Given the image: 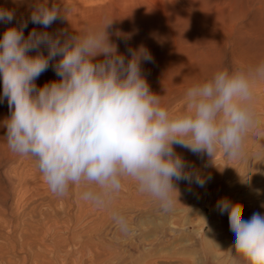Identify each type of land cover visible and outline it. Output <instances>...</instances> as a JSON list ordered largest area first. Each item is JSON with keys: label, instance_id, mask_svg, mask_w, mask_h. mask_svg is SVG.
Wrapping results in <instances>:
<instances>
[{"label": "clouds", "instance_id": "obj_1", "mask_svg": "<svg viewBox=\"0 0 264 264\" xmlns=\"http://www.w3.org/2000/svg\"><path fill=\"white\" fill-rule=\"evenodd\" d=\"M14 18V9L0 8V22L11 24ZM62 18L54 4L36 0L30 5L29 20L43 29ZM111 23L83 35L34 28L25 36L27 20L6 28L0 38V100L6 98L10 111L4 122L7 146L33 158L59 197L79 186L83 201L106 208L131 180L169 212L178 193L174 181L206 183L175 146L211 159L218 152L228 158L241 155L254 122L253 82L264 80V61L248 69L218 70L193 84L185 92V110L172 113L142 70V62H153L149 50L129 48L126 58L110 40ZM53 61L60 79L37 87L36 79ZM243 181L250 184L251 177ZM245 208L227 198L217 202L220 213H228L237 264H264V215L253 213L246 220ZM111 219L121 233L131 234L120 211L114 209Z\"/></svg>", "mask_w": 264, "mask_h": 264}, {"label": "rangeland", "instance_id": "obj_2", "mask_svg": "<svg viewBox=\"0 0 264 264\" xmlns=\"http://www.w3.org/2000/svg\"><path fill=\"white\" fill-rule=\"evenodd\" d=\"M82 1L79 12L83 16L78 17L83 23L77 24L82 29L72 26L68 35H83L112 22L107 27L110 40L126 58L129 48H147L154 59L142 62V70L151 90L161 96L162 105L172 113L185 110L188 87L209 79L216 71L248 69L264 61V7L253 5V0ZM222 2H226L229 14L225 13L230 15L229 20L234 16L239 17V21L231 20L228 27L222 17L223 25L219 24L221 22L217 23L219 26L206 23L209 27H200L203 30L197 27L199 20H212L209 12L213 10L214 15L217 4ZM126 4V8L130 7L128 10L124 8ZM217 26L224 27L225 30L221 29L223 35L233 34L234 38L225 37V42ZM201 33L210 34L207 38L204 35L208 40L203 49L207 58L200 62L190 61L185 51L191 52L194 37ZM51 63L48 72L40 75L43 78L36 79V85L52 81L54 77L59 79L53 74ZM253 93L250 107L254 122L245 136L239 157L228 158L218 152L211 159L206 153L198 156L175 146L176 152L195 167L206 183L199 187L195 183L174 181L178 193L174 194V207L169 212H163L153 198L140 193L131 180L124 182L112 206L106 208L83 201L79 186L70 188L63 197L53 194L33 158L19 155L6 160L3 147L8 146L4 127L0 151V264H200L198 251L201 246L208 250L212 264L225 263L226 256V264H230L234 239L230 237L228 213L221 214L217 202L227 198L243 203L246 220L253 212L257 213L255 206L264 202V194H261L264 193V80L253 82ZM6 107L2 108L5 120L10 114ZM247 175L251 177L250 184L243 181ZM218 185L221 189L213 194V188ZM256 190H260L261 195H257ZM114 209L126 216L131 234L119 231L111 219Z\"/></svg>", "mask_w": 264, "mask_h": 264}, {"label": "bare ground", "instance_id": "obj_3", "mask_svg": "<svg viewBox=\"0 0 264 264\" xmlns=\"http://www.w3.org/2000/svg\"><path fill=\"white\" fill-rule=\"evenodd\" d=\"M81 1L82 0H37V3H43V4H45V5H49V6H51V4H54V5H56L57 7H59L60 8V11H61V14L65 17V19H57L49 28H47V29H43V26L42 25H36V24H33L30 20H29V16H30V5H32L33 3H35L36 2V0H0V8H7V9H14L15 10V18L13 19V21L11 22V24H5V23H3V22H0V38H2V36H3V33H4V31L6 30V28H8V27H11V26H16V27H19L20 26V22L21 21H23V20H27L28 21V24H27V27L24 29V34H25V36H27L28 35V33L32 30V29H36L37 31H44V30H46V31H48L49 33H52V34H57L60 30H65L66 31V34L68 35V32L69 31H71V28H72V26H77V24H78V26H79V23H83L82 22V20L78 17V16H80L81 17V15L82 14H80V8L82 7V4H81ZM126 1V0H125ZM129 1H131V0H129ZM135 1V0H134ZM153 1V0H152ZM90 2V1H89ZM93 2V1H92ZM114 2H116L115 0H114ZM139 2V1H138ZM82 3H83V1H82ZM85 3V2H84ZM125 3H127V2H125ZM133 3V2H132ZM141 3H142V1H141ZM218 3V2H217ZM99 4V3H98ZM216 4V3H215ZM220 4H222V5H220ZM226 2H222V3H219V4H217L218 6H217V8H216V11L214 12V15H213V10L212 9H215V8H212L211 10H212V13L211 12H209V14L208 15H210V14H212L211 16V18H212V20L211 19H209L208 18V20L205 18L203 21L204 22H201L202 20H199L198 21V24H197V27H202L203 26V28H205V27H209V25L210 24H212V25H216L218 22H221L220 21V19L223 17V18H225L226 19V21L227 20H229V18H230V15H227L225 12L227 11L228 12V9L226 10ZM252 4L253 5H255V4H259V5H261L262 7H264V0H253L252 1ZM128 4H126L125 6H124V8H126V6H127ZM141 6H143L142 4H141ZM184 7V6H183ZM214 7V6H213ZM259 7V6H258ZM128 9L130 8V7H127ZM126 8V10H128ZM235 8V7H234ZM237 9V8H236ZM260 10V9H259ZM98 11V10H97ZM124 11V10H123ZM262 11H264V10H262ZM184 13V12H183ZM80 14V15H79ZM84 14V17H86L85 16V13H83ZM94 14V13H93ZM93 14H92V16H93ZM228 14H229V12H228ZM245 14V13H244ZM183 15V14H182ZM188 15V14H187ZM260 15V14H259ZM83 16V15H82ZM94 16H95V14H94ZM180 16V15H179ZM178 16V18H180ZM205 16V15H204ZM96 17V16H95ZM183 17V16H182ZM187 17V16H186ZM208 17H210V16H208ZM256 17V16H255ZM88 18V17H87ZM189 18H190V16H189ZM192 18H193V16H192ZM257 18V17H256ZM93 19V18H92ZM92 19H91V21H92ZM200 19V18H199ZM202 19V18H201ZM85 20V19H84ZM89 20V19H88ZM87 20V21H88ZM191 20V19H190ZM189 20V21H190ZM231 20H234V22H237V21H239V17H232V19ZM231 20H229L230 22L229 23H227L226 21L224 22L226 25L227 24H230L231 23ZM237 20V21H236ZM86 21V22H87ZM91 21H89V22H91ZM97 20H95V22H96ZM178 21V20H177ZM224 21V20H223ZM92 22H94V21H92ZM91 22V23H92ZM98 22V21H97ZM103 22V21H102ZM106 22V21H105ZM179 22V21H178ZM186 22V21H185ZM191 22V21H190ZM247 22V21H246ZM206 23H209V25L207 24V26H205V24ZM240 23V22H239ZM250 23V22H249ZM262 23V22H261ZM94 24V23H93ZM117 24V23H116ZM219 24H222V22L221 23H219ZM219 24H217L218 26H219ZM247 24V23H246ZM89 25V24H88ZM88 25H86V27L87 28H89L88 27ZM105 25V24H104ZM223 25V24H222ZM231 25V24H230ZM229 25V26H230ZM243 25V24H242ZM78 26H77V28H74V29H78V30H80V29H82V27L79 29L78 28ZM205 26V27H204ZM217 26V27H218ZM225 26V25H224ZM228 26V25H227ZM228 26V27H229ZM96 27H98V25L96 26ZM212 27V26H211ZM216 27V26H215ZM220 27H222V26H220ZM227 27V28H228ZM261 27V26H260ZM84 28H85V26H84ZM223 29H224V27H222ZM222 28H219L218 27V29H222ZM226 28V27H225ZM89 29H91V28H89ZM93 29V28H92ZM96 29V28H95ZM95 29H93V30H95ZM200 29H202V28H200ZM210 29V28H209ZM229 29V28H228ZM228 29H226V30H228ZM230 29H234V28H230ZM229 29V30H230ZM138 30V29H137ZM203 30V29H202ZM213 30V29H212ZM215 30V29H214ZM225 30V29H224ZM223 30V31H224ZM196 31H198V30H196ZM210 31V30H209ZM232 31V30H231ZM74 32H76L75 30H74ZM84 32V31H83ZM142 32V31H141ZM182 32H183V30H182ZM199 33H200V30L198 31ZM216 31H214V33H215ZM217 32H219V31H217ZM221 32H222V30H221ZM233 32V31H232ZM235 32V31H234ZM73 33V32H72ZM145 33H147V32H145ZM154 33V32H153ZM211 33V32H210ZM223 33L224 32H222V35H223ZM231 33V32H230ZM259 33V32H258ZM81 34H82V32H81ZM140 34V33H139ZM197 34V33H196ZM206 34L207 33H205L204 35L206 36ZM204 35H202V33L200 34V36L199 35H197L196 37H194L195 38V40H193L194 42V44H193V47L194 48H192V49H190V51L191 52H189L188 50H186L185 51V53L186 54H188V57L187 58H190V61H197V62H200L201 61V59H206L207 58V55H204V53H203V51L205 52V50H203V49H205L204 47H206V45H205V42H206V40L204 39ZM210 34H208L207 36H209ZM221 35V36H222ZM199 36V37H198ZM207 36L205 37V38H207ZM234 36L235 35H233V34H228V35H223L222 37H224V41H225V37H227V38H234ZM260 36V35H259ZM172 38V37H171ZM61 39L63 40L64 39V37L62 36L61 37ZM239 39V38H238ZM178 40V39H177ZM180 40H182V39H180ZM256 40V39H255ZM257 40H258V38H257ZM183 41V40H182ZM185 41V40H184ZM208 41V40H207ZM228 41V40H227ZM226 42V41H225ZM187 43H189V41L187 42ZM187 43H185V47L188 45ZM192 43V42H191ZM207 43V42H206ZM249 43H250V41H249ZM254 43H255V41H254ZM180 43H178V45H179ZM184 44V43H183ZM181 45V44H180ZM258 45V44H257ZM256 45V46H257ZM251 46H253V45H251ZM180 47V46H179ZM184 47V46H183ZM188 47V46H187ZM207 47H208V45H207ZM255 48V47H254ZM243 49V48H242ZM250 50V49H249ZM40 51H42L43 53L44 52H46L47 53V48H46V46H41V49H40ZM169 53H171V52H169ZM30 55H35L36 54V52H35V50H33L32 52H30L29 53ZM205 54H207V52H205ZM240 54V53H239ZM238 54V55H239ZM46 55V54H45ZM237 55V56H238ZM241 55V54H240ZM185 56H187V55H185ZM58 58V57H57ZM56 58V59H57ZM243 58H245V57H243ZM59 59V58H58ZM186 59V58H185ZM245 60V59H244ZM186 61V60H185ZM54 62V61H53ZM256 63V62H255ZM52 64V63H51ZM189 65V64H188ZM192 67V66H191ZM53 68V67H52ZM176 68V67H175ZM182 69V68H181ZM50 70V69H49ZM53 70V69H52ZM51 70V71H52ZM162 70V69H161ZM186 70V69H185ZM47 72H48V70H47ZM50 72V71H49ZM186 72V71H185ZM51 73V72H50ZM55 72L53 71V74H54ZM48 75V77H50V75L51 74H49V73H47ZM55 75H56V73H55ZM171 76V75H170ZM190 76V75H189ZM41 77V76H40ZM45 77H46V74H45ZM54 77V76H53ZM41 78H43V75H42V77ZM47 78V77H46ZM45 78V79H46ZM51 78V77H50ZM58 79V78H57ZM60 79V78H59ZM58 79V80H59ZM54 80H55V77H54ZM38 81H40V80H38ZM37 81V82H38ZM53 81V80H52ZM36 82V81H35ZM48 82H49V80H48ZM46 83V81H43V82H39L38 84H37V87H41V86H43L44 84ZM154 90V89H153ZM158 92V91H157ZM159 93V92H158ZM2 94H3V83H2V76H0V96H2ZM163 97V96H162ZM163 99H164V97H163ZM6 105L8 106V104H7V100H6V98L5 99H3V100H0V151L2 152V133H3V129H5L4 128V123L2 124V120H5V115H2V114H5V111H4V113H2L3 111H2V108H5L6 107ZM7 109L9 108V107H6ZM7 113H9V112H7ZM6 113V114H7ZM8 115V117H9V115L10 114H7ZM4 122V121H3ZM2 126H3V128H2ZM3 130V131H2ZM6 130V129H5ZM3 152H4V155L6 156V160H12V159H15L16 157H18L19 155H17V154H14L12 151H10L9 150V148L8 147H3ZM221 189V185H218V186H216L215 188H213V194H216L219 190ZM261 194H264V193H261ZM260 194V195H261ZM262 197V196H261ZM259 198V197H258ZM253 200H255V198L253 199ZM251 201V200H250ZM250 201H248L249 203H250ZM247 202V203H248ZM252 202V201H251ZM257 202V201H256ZM245 203V202H244ZM258 203V202H257ZM250 205V204H249ZM251 205H254V204H251ZM255 208H256V211H257V213H260L261 215H264V202H260L258 205H256L255 206ZM254 213V212H253ZM252 213V214H253ZM249 218V217H248ZM224 219H226V218H224ZM248 220V219H247ZM225 221V220H224ZM229 229V228H228ZM230 230V229H229ZM228 230V231H229ZM227 231V230H226ZM227 231V232H228ZM224 232V231H223ZM222 232V233H223ZM228 233H230L231 234V231L230 232H228ZM217 234H219V233H217ZM232 235V236H231ZM230 235V237H232L234 240H235V236H234V234H233V232H232V234ZM216 236H218V235H216ZM220 236H224V234L222 235H220ZM224 237H228V235L227 236H224ZM217 238V237H216ZM225 238V239H226ZM232 238L230 239V238H227V239H229L230 241L232 240ZM234 240H232L233 242H234ZM233 245V244H232ZM231 249H233V248H231ZM229 250V249H228ZM231 251V260H230V264H237V262L239 261V257H235L234 256V249L233 250H230ZM230 251L228 252L229 254H230ZM198 255L200 256L201 255V257H199L198 259H201V261H200V264H212L213 262H212V258L210 257V254H209V252H208V250L203 246H201L200 247V249H199V251H198ZM229 258V257H228ZM226 262H227V256H226V259H224ZM224 261V262H225ZM198 262V261H197ZM226 262L225 263H223V262H221V263H223V264H226ZM199 263V262H198ZM228 263V262H227ZM240 264H243V262L241 261L240 262Z\"/></svg>", "mask_w": 264, "mask_h": 264}]
</instances>
